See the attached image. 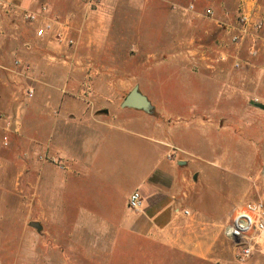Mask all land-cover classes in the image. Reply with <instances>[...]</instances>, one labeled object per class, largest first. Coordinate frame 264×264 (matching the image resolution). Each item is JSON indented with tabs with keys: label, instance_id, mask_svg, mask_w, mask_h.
<instances>
[{
	"label": "crops",
	"instance_id": "0c3cea01",
	"mask_svg": "<svg viewBox=\"0 0 264 264\" xmlns=\"http://www.w3.org/2000/svg\"><path fill=\"white\" fill-rule=\"evenodd\" d=\"M8 1L0 0V146L8 134L10 147L20 140L27 152L55 153L66 166L54 170L60 189L69 177V191L77 195L84 181L85 201L95 199L102 214L113 219L118 239L208 257L221 224L243 200L237 198L236 179H246L254 162L264 161V57L260 66L254 63L264 55V26L238 45L230 42L236 27L231 6L264 23V0H13L12 12L5 9ZM192 3L194 11H186ZM24 12L37 14V23L23 21ZM120 13L131 19L129 26L119 28ZM51 21L73 40L71 47L36 38V28ZM130 34V47L117 44ZM157 39L167 42L164 49L180 50L152 63L158 79L175 68L184 73V113L165 111L166 118L178 121H164L165 132L158 137L142 134L131 122L96 120L95 112L115 108V98L135 86L148 99L137 83L146 62L134 51L144 43L156 47ZM131 49L126 58L139 72L137 77L134 70L131 88L121 77L112 89L77 84L81 75L83 84L91 80L97 86L115 79L123 72L108 71V65H123L121 51ZM155 54H146V61ZM45 65L67 69L63 78L52 76L58 86L44 88L50 80ZM27 90L35 92L30 99ZM48 113L52 121L46 124ZM183 125L184 140L178 132ZM47 126L52 133L46 139L33 131ZM2 160L0 147L3 166ZM91 186L98 195L92 196ZM134 191L141 196L136 211L127 206Z\"/></svg>",
	"mask_w": 264,
	"mask_h": 264
},
{
	"label": "rangeland",
	"instance_id": "374dc122",
	"mask_svg": "<svg viewBox=\"0 0 264 264\" xmlns=\"http://www.w3.org/2000/svg\"><path fill=\"white\" fill-rule=\"evenodd\" d=\"M192 4L195 7V4ZM240 9L239 5L231 6L232 16L235 20ZM128 23H131V19H127L123 13H120L118 16L119 28L129 26ZM128 36V41L117 44L130 47L131 44L128 43L131 42V34ZM165 43L167 42L157 39L152 43L156 47L148 48L144 43L138 51H134L146 62L140 66L141 75L135 70L137 65L132 59L126 58V52L131 53V49L130 51H121L124 54L123 65H108V71L119 68V72L123 73L114 76L115 79L107 84L105 81L97 82L100 85L97 86L95 82L92 84L91 80L83 84L80 79L82 75L77 76L75 79L77 84L81 85L80 88L87 90H93L94 87L117 88L115 86L117 77H121L125 83H128L126 88L129 89L134 86L131 77L135 70L137 77L139 75L141 78V80H137V83H140L141 91L149 95L148 99L154 105L150 114L128 109L120 110L118 106L127 94L125 92L123 96L115 98V108L107 109L105 112H95L96 120L131 122V126L142 128L140 129L142 134L155 132L158 137H163L165 132L164 121H178L176 118H166L165 111L169 115L175 114V112L184 113V73L175 68L167 74H163L165 71H162L166 77L162 76L161 79H158L153 70L154 66H152L153 62L157 63L179 53L180 50L176 48L164 49ZM154 51L157 54L146 61V54ZM246 56L245 50L243 57ZM262 57L264 55H260L254 60L255 65H261ZM46 68H48L47 75L50 80L45 82L44 88L51 87L52 84L58 86L59 82L53 81L52 76L63 78L67 75L66 68L60 69L52 65H45L44 69ZM49 68H54L55 72L51 73ZM156 78L157 80H155ZM62 85L63 83H61ZM33 94L35 95V92ZM28 105L31 107L32 104L29 102ZM50 114L52 113L46 114V124L52 121ZM31 123L30 125H32ZM146 126L149 128L148 130L143 129ZM33 131L34 133L39 131L38 133L44 135L45 139L52 133L48 126L42 130L34 128ZM60 131L68 132L69 129ZM178 132L179 137L184 140L182 137L184 125ZM6 137L9 142V135L7 134ZM9 143L8 146H3L2 143L0 146L4 163L3 166L0 165V264H264V254L254 255L244 262L235 259L232 243L222 235L225 224H221L220 238L206 258H198L161 247L155 242L131 238L118 239L117 226L114 224L115 222H112L113 219L102 214V209L95 199L92 201L93 198H91L90 201H85L84 181L81 184L82 190L78 191L77 195H73L74 192L69 191V177L63 179L64 183L60 189L59 176L54 170H63L66 166L65 162H62L63 168L53 163L54 159L59 158L55 153L48 152L46 149L45 152L34 154L31 151L27 152L20 140H17L12 147ZM263 169L264 161L256 160L246 179H236L237 198L243 197V200L236 206L249 201L264 202ZM92 187L89 191L92 196H95L97 192L93 191ZM210 195L211 192L207 191L206 196ZM213 195L215 199L218 198L215 193ZM30 222H37L41 226V230L37 231L29 227Z\"/></svg>",
	"mask_w": 264,
	"mask_h": 264
},
{
	"label": "built area",
	"instance_id": "2783aa9c",
	"mask_svg": "<svg viewBox=\"0 0 264 264\" xmlns=\"http://www.w3.org/2000/svg\"><path fill=\"white\" fill-rule=\"evenodd\" d=\"M13 0H9L5 5V9L12 12L14 9ZM186 11L193 12L194 5L188 4L185 8ZM45 8H41V12H45ZM211 10L206 11L207 16H212ZM38 15L31 12H24L21 19L27 23L35 24L38 21ZM220 25V24H219ZM236 27L230 35V42L233 45L241 43L253 31L259 32L263 28L261 20H255L251 12L240 11L236 19ZM221 26V25H220ZM37 39L42 40L49 37L59 45L71 47L73 40L67 35L66 31L62 28L55 29L54 24L51 22L42 23L41 26L35 30ZM240 64L236 63L234 68H239ZM27 98L33 97V91L26 92ZM258 103V99L253 100ZM2 116H0V120ZM3 146H8V138H2ZM171 154L168 158H171ZM53 163L58 167L63 168L62 160L57 158ZM141 204V196L138 191L132 192L127 200L129 209L136 211ZM187 214V212H184ZM223 237L232 243L234 250L233 254L237 261L244 262L254 255L264 254V202L262 201H249L236 206L229 216L222 233Z\"/></svg>",
	"mask_w": 264,
	"mask_h": 264
},
{
	"label": "water",
	"instance_id": "95a60500",
	"mask_svg": "<svg viewBox=\"0 0 264 264\" xmlns=\"http://www.w3.org/2000/svg\"><path fill=\"white\" fill-rule=\"evenodd\" d=\"M120 106L123 109L137 110L145 114H150L153 110L151 103L146 96L139 92L137 86L133 87L132 90L126 95ZM179 164H184V162H179ZM29 227L34 228L37 231L41 230V226L37 222H30Z\"/></svg>",
	"mask_w": 264,
	"mask_h": 264
}]
</instances>
